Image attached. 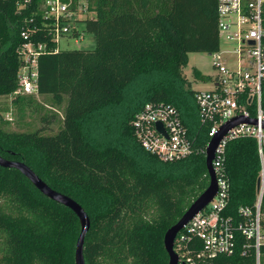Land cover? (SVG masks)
<instances>
[{
  "label": "trees",
  "instance_id": "1",
  "mask_svg": "<svg viewBox=\"0 0 264 264\" xmlns=\"http://www.w3.org/2000/svg\"><path fill=\"white\" fill-rule=\"evenodd\" d=\"M81 11L94 47L54 51L42 0H0V95L16 88L18 48L40 42L48 50L37 59L34 95L62 105L61 124L52 135L10 130L0 115V156L24 162L83 207L90 221L84 264H167L164 231L207 187L205 156L195 151L162 161L137 141L131 121L147 102L170 103L195 146H204L207 128L199 123L196 90L185 85L183 67L189 52L219 49L216 0H84ZM23 30L30 31L27 39ZM192 73L205 78L196 68ZM15 100H33L45 110L34 96ZM224 165V213L236 215L238 206L252 207L256 197L255 139L227 141ZM79 231L71 209L42 194L19 170L0 166V264H74ZM200 264H250V257Z\"/></svg>",
  "mask_w": 264,
  "mask_h": 264
},
{
  "label": "built area",
  "instance_id": "2",
  "mask_svg": "<svg viewBox=\"0 0 264 264\" xmlns=\"http://www.w3.org/2000/svg\"><path fill=\"white\" fill-rule=\"evenodd\" d=\"M21 5L30 0H20ZM42 0L43 17L50 20L52 37L73 35L74 41L82 38L76 28V14L81 13V1ZM219 39L234 43L231 52L235 66H227L229 51L210 53L216 74L206 90H196L195 101L198 119L206 126L208 139L197 148L189 135L179 111L170 103L147 102L134 115L131 125L134 137L148 152L160 160L171 162L194 153L203 152L209 139L233 117L254 118L226 130L214 149L211 165L215 173L217 191L212 200L177 234L173 249L178 254V264H200L204 259L216 257H250V264H262L264 258V112L261 108V87L264 82V0H216ZM30 31L23 30L27 39ZM57 46L53 49L57 50ZM45 43L24 42L18 52L21 65L17 69L14 96L37 92V59L47 52ZM253 108L254 114H250ZM160 122L164 133L156 123ZM236 137H252L256 141L259 159L258 187L252 207L238 206L236 215L225 214L229 198L225 177V145ZM194 241L200 243L197 246Z\"/></svg>",
  "mask_w": 264,
  "mask_h": 264
},
{
  "label": "rangeland",
  "instance_id": "3",
  "mask_svg": "<svg viewBox=\"0 0 264 264\" xmlns=\"http://www.w3.org/2000/svg\"><path fill=\"white\" fill-rule=\"evenodd\" d=\"M81 3L84 0H80ZM80 20L76 19V28L82 34V38L78 41H74V36L69 34L61 36L57 40V47L60 49H90L95 45L94 37L91 33L85 31L84 23L81 19L84 18L85 13L76 14ZM219 47L221 50L229 51L230 53L234 49V43L225 41L222 37L219 39ZM227 66H235L236 58L234 54H229L225 60ZM198 69L205 75L204 79H196L193 76V69ZM183 73L186 78L185 85L193 90H206L211 87L212 79L216 74V70L212 66L211 54L207 52H189L187 54V62L183 67ZM18 96V95H17ZM23 97L34 96L37 102L46 104L45 110H39L34 104L33 100L29 102L16 101V96L12 93L8 95H0V115L6 120L7 128L15 131H25L38 129L43 134H54L61 124L62 109L61 106L50 104V100H47L41 96L19 95ZM62 104V103H61ZM47 114V118H43V114Z\"/></svg>",
  "mask_w": 264,
  "mask_h": 264
},
{
  "label": "water",
  "instance_id": "4",
  "mask_svg": "<svg viewBox=\"0 0 264 264\" xmlns=\"http://www.w3.org/2000/svg\"><path fill=\"white\" fill-rule=\"evenodd\" d=\"M245 121H248L250 123H255L254 118H244L238 116L233 117L230 121L224 124L216 134H214L209 139L206 146L205 158H204L205 167L209 178L208 185L191 202V204L181 215V217L172 226H170L164 231L162 243L164 250L166 251L168 256L167 264H178V259H179L178 254L173 249V243L177 234L183 228L184 224H186V222L189 219H191L195 214H197L201 209H203L216 194L217 191L216 178L211 165V161L213 159L214 149L216 145L218 144L222 136L225 134L227 129L238 124L239 122H245ZM156 127L159 131L164 133L163 127L160 122L156 123ZM0 166L12 167L19 170L42 194L72 210V212L78 218L79 226H80V231L74 245V264H84L83 242H84L85 234L89 229L90 221L83 207L68 195L51 188L28 165H26L22 161L7 159L0 156ZM258 184L259 183L257 181V187Z\"/></svg>",
  "mask_w": 264,
  "mask_h": 264
}]
</instances>
